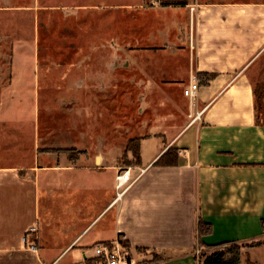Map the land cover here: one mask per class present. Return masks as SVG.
Returning a JSON list of instances; mask_svg holds the SVG:
<instances>
[{"label":"crops","instance_id":"obj_1","mask_svg":"<svg viewBox=\"0 0 264 264\" xmlns=\"http://www.w3.org/2000/svg\"><path fill=\"white\" fill-rule=\"evenodd\" d=\"M145 1L61 0L49 9L76 29L64 41L83 45L77 59L119 58L140 90L179 93L183 126L138 137L141 164L129 167L132 184L122 196L116 177L126 146L111 159L98 150L90 162L89 154L74 161L41 152L37 132L28 147L15 130L10 147L0 143V264H77L93 245L119 237L150 252L152 264H201L199 251L264 241V122L257 124L253 92L264 82V0ZM193 78L199 91L191 102L183 93ZM170 148L178 166H154ZM87 213L94 215L77 233L63 234L59 220L79 222ZM199 219L212 229L202 245ZM49 221L58 228L46 231Z\"/></svg>","mask_w":264,"mask_h":264},{"label":"rangeland","instance_id":"obj_2","mask_svg":"<svg viewBox=\"0 0 264 264\" xmlns=\"http://www.w3.org/2000/svg\"><path fill=\"white\" fill-rule=\"evenodd\" d=\"M60 2L0 0V121L6 122L0 123V143L7 142L10 147L14 137L9 140V135L16 130L20 136L25 135L23 142L33 147V135L37 132L41 152L67 153V159L74 161L86 159L89 154L90 162L98 150L111 159L132 139L183 126V118L174 107L179 93L140 90V78L124 69L125 60L103 59L106 55L99 60L76 58L83 45L64 41L76 29H66L60 12L49 9ZM145 2L146 6L155 7L163 0L157 4L151 0ZM64 29L68 32L63 36ZM86 45L91 49V44ZM114 49L118 54L125 53L122 45ZM107 51L108 47L101 45L100 52ZM91 64L99 77L91 75ZM108 64H115L116 68L107 70ZM82 68L87 76H82ZM98 79L102 88L96 87ZM167 115L175 118L168 120L171 122L156 123L158 116ZM17 117L23 119L12 120ZM125 152L119 161L121 170L130 167L129 157L133 159L131 154L125 158ZM93 215L87 213L79 222L59 220L63 234L73 236ZM56 223L49 221L44 229L51 232L58 228ZM113 241H120L140 261L152 264L155 260L147 259L150 255L147 250L134 249L120 237ZM208 252L196 254L201 257ZM66 259L60 264H65ZM248 259L252 264H264V247L244 253L243 263Z\"/></svg>","mask_w":264,"mask_h":264},{"label":"trees","instance_id":"obj_3","mask_svg":"<svg viewBox=\"0 0 264 264\" xmlns=\"http://www.w3.org/2000/svg\"><path fill=\"white\" fill-rule=\"evenodd\" d=\"M181 3H167L166 5H178ZM254 98H255V112H256V121L257 124L264 122V82L257 84L254 87ZM140 145L141 139L136 138L129 141L126 146V152L124 157L128 158V154L131 153L132 160H128V165H140L141 156H140ZM178 152L174 148H170L165 152L161 158L154 164L156 167H172L178 166ZM264 230V222H263ZM212 229L210 225L203 222L199 219L198 228H197V238L200 245H202L201 238L205 235H209ZM264 245V241H257L250 244L238 245L230 244L228 247L223 248V244L219 246L212 247V251L208 253H203L200 257L201 264H241L242 256L245 250ZM216 248V249H215Z\"/></svg>","mask_w":264,"mask_h":264},{"label":"built area","instance_id":"obj_4","mask_svg":"<svg viewBox=\"0 0 264 264\" xmlns=\"http://www.w3.org/2000/svg\"><path fill=\"white\" fill-rule=\"evenodd\" d=\"M158 0H151L152 4H157ZM199 91V84L196 78H193L187 87L184 90V95L191 101L194 102L197 98ZM200 114H197L199 117ZM117 189L119 190L118 195L122 196L131 186V169L127 168L121 170L117 177ZM36 228H32L31 232H36ZM24 242L27 243V238L24 239ZM30 245V244H29ZM31 251L36 250V245L31 244L29 246ZM77 264H148L143 261L136 259L131 251H129L125 246L122 245L120 241H111V242H101L93 245L90 248L89 253L84 252V256L81 261Z\"/></svg>","mask_w":264,"mask_h":264}]
</instances>
